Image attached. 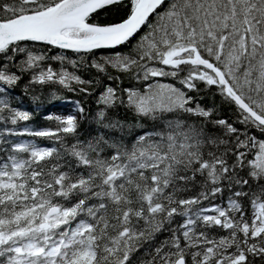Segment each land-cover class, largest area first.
Listing matches in <instances>:
<instances>
[{
    "label": "snow or ice",
    "instance_id": "obj_1",
    "mask_svg": "<svg viewBox=\"0 0 264 264\" xmlns=\"http://www.w3.org/2000/svg\"><path fill=\"white\" fill-rule=\"evenodd\" d=\"M0 264H264V0H0Z\"/></svg>",
    "mask_w": 264,
    "mask_h": 264
},
{
    "label": "trees",
    "instance_id": "obj_2",
    "mask_svg": "<svg viewBox=\"0 0 264 264\" xmlns=\"http://www.w3.org/2000/svg\"><path fill=\"white\" fill-rule=\"evenodd\" d=\"M60 106H59V104H57L55 107H53V108H51V111L53 112V110L52 109H54V108H59ZM61 109H64V108H62V107H60ZM36 126H40V127H43V126H46V122L45 121H43V119L41 118V117H37V119H36Z\"/></svg>",
    "mask_w": 264,
    "mask_h": 264
}]
</instances>
